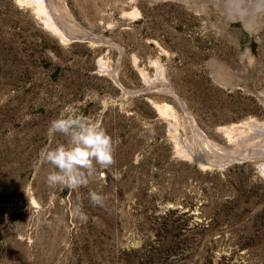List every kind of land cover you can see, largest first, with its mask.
Returning <instances> with one entry per match:
<instances>
[{
  "label": "rangeland",
  "instance_id": "obj_1",
  "mask_svg": "<svg viewBox=\"0 0 264 264\" xmlns=\"http://www.w3.org/2000/svg\"><path fill=\"white\" fill-rule=\"evenodd\" d=\"M51 1L104 41L0 0V264H264V0ZM67 105L114 141L75 189L39 157L67 143L47 135ZM242 150L248 166L212 167Z\"/></svg>",
  "mask_w": 264,
  "mask_h": 264
},
{
  "label": "clouds",
  "instance_id": "obj_2",
  "mask_svg": "<svg viewBox=\"0 0 264 264\" xmlns=\"http://www.w3.org/2000/svg\"><path fill=\"white\" fill-rule=\"evenodd\" d=\"M247 51V50H245ZM244 53H241V57ZM66 136L67 143L48 144L39 153L40 162L53 166L46 182L60 189H75L86 184L85 171L90 175L93 164L108 167L113 163L114 141L99 120L85 116L73 105H67L49 122L47 135ZM99 202L95 194L91 196Z\"/></svg>",
  "mask_w": 264,
  "mask_h": 264
},
{
  "label": "water",
  "instance_id": "obj_3",
  "mask_svg": "<svg viewBox=\"0 0 264 264\" xmlns=\"http://www.w3.org/2000/svg\"><path fill=\"white\" fill-rule=\"evenodd\" d=\"M66 35L68 36L69 40L71 41H81V42H86V41H92V42H102L104 41V39H102L99 36H95V35H88V34H76V35H72L70 33H66ZM160 86H164L167 87V84H159ZM150 89V87H145L143 89L140 90H128V89H122L123 93L129 94V95H133V94H137V93H142V92H146ZM172 90V89H171ZM172 95L173 97L178 101L179 105L181 106V108L183 109V111L186 113V106L183 102V100L172 90ZM188 116V115H187ZM189 118V117H188ZM253 155L251 154V150H242V151H238V152H232V151H228V154L223 156L222 160L216 163L212 164L213 168H223V167H227L233 163H238V162H244L248 159H250Z\"/></svg>",
  "mask_w": 264,
  "mask_h": 264
},
{
  "label": "bare ground",
  "instance_id": "obj_4",
  "mask_svg": "<svg viewBox=\"0 0 264 264\" xmlns=\"http://www.w3.org/2000/svg\"><path fill=\"white\" fill-rule=\"evenodd\" d=\"M35 3H36V6L37 7H39L40 8V10L45 14V15H47L48 16V21L50 22V26L52 27V29L62 38V39H68L69 40V38H68V36L66 37L65 36V31H64V28H62L61 26H60V24H59V19L57 20H55V16H54V13H53V11H51L50 10V2H52L51 0H33ZM54 2V1H53ZM53 4V3H52ZM57 5L55 4V6H53L54 7V10L56 11V9H59L58 7H56ZM52 8V7H51ZM57 17V16H56ZM66 17V16H65ZM61 19V18H60ZM58 22V23H57ZM65 32V33H64ZM79 32V31H78ZM81 33V32H80ZM89 35H91V34H89ZM161 81H163V84H167L168 86H167V88H168V90L170 91V93H172V87L167 83V82H165L163 79H161L160 80V82ZM172 89V90H171ZM174 91V90H173ZM186 110H187V108H186ZM186 113H187V115H189V117H190V121L192 122V125H193V127H194V129L196 130V132L195 133H197V135H198V143H199V145L201 146V148L203 149V150H213V148H215V144L214 143H210L209 141H208V139L206 138L207 136H205V135H203L202 134V132L199 130V128H198V126L196 125V123L193 121V119L191 118V114L189 113V111L187 110L186 111ZM257 126V125H256ZM255 127V126H254ZM264 127V126H263ZM257 128V127H256ZM255 129V128H254ZM260 129L261 130H263L261 127H260ZM257 130H259L258 128H257ZM264 131V130H263ZM225 133H226V135L228 136V138L230 139L231 137H234V134H233V132L231 131V129H225ZM211 144H214V145H211ZM257 146V145H256ZM212 152V151H211ZM261 169H264V163H260V166H259Z\"/></svg>",
  "mask_w": 264,
  "mask_h": 264
},
{
  "label": "trees",
  "instance_id": "obj_5",
  "mask_svg": "<svg viewBox=\"0 0 264 264\" xmlns=\"http://www.w3.org/2000/svg\"><path fill=\"white\" fill-rule=\"evenodd\" d=\"M248 166L247 162H243V163H240V164H232V165H229L225 170H224V174H227L228 172H231L233 169L235 168H243V167H246ZM105 178H110L109 174L106 173ZM228 202V201H227Z\"/></svg>",
  "mask_w": 264,
  "mask_h": 264
}]
</instances>
